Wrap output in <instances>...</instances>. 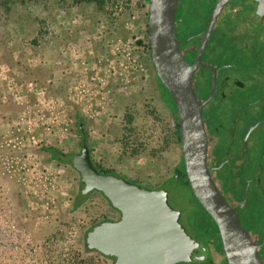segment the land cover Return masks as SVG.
I'll use <instances>...</instances> for the list:
<instances>
[{"label": "rangeland", "instance_id": "obj_1", "mask_svg": "<svg viewBox=\"0 0 264 264\" xmlns=\"http://www.w3.org/2000/svg\"><path fill=\"white\" fill-rule=\"evenodd\" d=\"M148 1L0 4V264H112L86 245L87 229L119 212L101 190H80L73 154L80 151L83 134L75 110L86 120L94 168L166 189L170 204L182 211V225L202 239L196 220L204 213L184 180L173 177L183 164L174 134L176 110L149 80L142 90L119 91L121 104L106 110L102 104L109 92L90 77L97 74L88 67L87 51H96L95 40L105 37L101 30L108 22L128 21L126 28L147 43ZM59 40L77 62L69 74L50 72ZM44 144L64 155H51L41 149ZM79 191L82 202L73 207ZM207 240L211 261L227 264L216 229Z\"/></svg>", "mask_w": 264, "mask_h": 264}, {"label": "water", "instance_id": "obj_2", "mask_svg": "<svg viewBox=\"0 0 264 264\" xmlns=\"http://www.w3.org/2000/svg\"><path fill=\"white\" fill-rule=\"evenodd\" d=\"M225 1L215 6L211 21ZM177 5L178 0L148 1L146 39L154 72L175 106L183 171L192 194L216 226L227 264H264L237 211L209 172L204 101L198 99L193 83L197 64H190L180 49L175 34ZM78 127L84 134L81 121ZM73 164L81 174V192L101 190L119 212L117 218L87 229L88 248L110 257L112 264H195L207 258L208 247L182 225V211L170 204L166 189L98 172L84 135Z\"/></svg>", "mask_w": 264, "mask_h": 264}, {"label": "flooded vegetation", "instance_id": "obj_3", "mask_svg": "<svg viewBox=\"0 0 264 264\" xmlns=\"http://www.w3.org/2000/svg\"><path fill=\"white\" fill-rule=\"evenodd\" d=\"M220 1L178 0L175 34L197 64L209 172L264 263V0H226L211 21Z\"/></svg>", "mask_w": 264, "mask_h": 264}, {"label": "crops", "instance_id": "obj_4", "mask_svg": "<svg viewBox=\"0 0 264 264\" xmlns=\"http://www.w3.org/2000/svg\"><path fill=\"white\" fill-rule=\"evenodd\" d=\"M126 24H128V21L123 20L113 23L108 22L101 30L103 31V35L106 34L105 37L95 40L97 49L95 47L94 50L96 51L93 54L89 50L87 51L89 52L87 58L92 62H89L88 67L90 68L93 65L92 70H96L97 74L90 76L92 81L97 79L94 81L95 86L98 85V89L102 90L107 88L106 90L109 92L105 96L106 99H104L102 104L106 110L109 109L108 106L112 108V106L117 107L121 104L123 96H119V91L125 93L130 90V87L134 90H142V87L147 85V80L152 83L153 88H156L158 97L161 96L160 85L156 78L149 52L145 48L144 41L136 36L134 29H127ZM109 30L112 32H109ZM139 47H144L143 49L147 53L144 59L141 57L142 52ZM56 48L57 50L59 49L55 60L57 63L52 65L50 72L53 73L56 69L62 72V69H65L66 73L69 74L68 69H73L74 66H77V62L72 60V56L70 57L71 53L67 52L68 46L64 42H60L59 40ZM74 69H77V67H74ZM80 114L77 110L74 111L76 117H79ZM82 120L86 122L83 117ZM79 122L78 120V124ZM6 261L9 262V260H2L1 264H5Z\"/></svg>", "mask_w": 264, "mask_h": 264}, {"label": "trees", "instance_id": "obj_5", "mask_svg": "<svg viewBox=\"0 0 264 264\" xmlns=\"http://www.w3.org/2000/svg\"><path fill=\"white\" fill-rule=\"evenodd\" d=\"M9 1L10 0H0V4H2V5H8L9 4ZM76 1H92V0H76ZM93 1H95L98 5H100L102 2H103V0H93ZM145 46H146V49H148V44L146 43L145 44ZM148 51V50H147ZM156 78H157V76H156ZM157 80H158V83H159V85H160V90H161V92H162V98L164 99V101H166V104H167V106L170 108V109H172V111H173V113L175 114V106H174V104H173V102H172V100H171V98H170V96H169V94H168V92H167V90L164 88V86L160 83V81H159V79L157 78ZM78 120L79 121H81L82 122V125H83V128H84V125H85V123H84V121L82 120V117L81 116H79L78 117ZM79 128V127H78ZM85 129V128H84ZM174 134H175V136H176V140H177V142H179L180 143V141H179V133H178V124H177V120L175 119V132H174ZM84 137H86L85 136V130H84ZM42 147H41V149L42 150H45V151H48V152H50L51 153V155H54V156H56V157H61L62 155H64L63 153H62V151L60 152L59 150H55V148L53 149L52 148V146H48L47 144H44V145H41ZM67 157V156H66ZM182 161V160H181ZM183 163V162H182ZM180 173V174H178V177H176V176H173L174 178H181V179H183L184 180V182L187 184L188 183V181H187V178H186V176H185V173H184V171H183V164L181 165V168L180 169H176V172L175 173ZM81 195H83L80 191H79V193H78V199L77 200H75L74 201V203H73V207H77V206H79L80 204H81V202H82V199H80L81 198ZM201 208V210H202V212L204 213V215L201 217V220H196V222L198 223V224H200V226L202 227V230H203V233H204V236H205V238H207L208 236H211V233L213 232V228L214 229H216V226H215V224H214V222H213V220L211 219V217L209 216V214H207L204 210H203V208L202 207H200ZM99 222V221H98ZM196 264H218V263H214V262H212L211 261V259L209 258V259H207V260H203V261H201V262H197ZM220 264V263H219Z\"/></svg>", "mask_w": 264, "mask_h": 264}]
</instances>
